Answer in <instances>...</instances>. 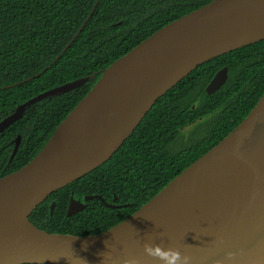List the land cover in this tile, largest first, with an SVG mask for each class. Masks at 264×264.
<instances>
[{
    "label": "water",
    "instance_id": "1",
    "mask_svg": "<svg viewBox=\"0 0 264 264\" xmlns=\"http://www.w3.org/2000/svg\"><path fill=\"white\" fill-rule=\"evenodd\" d=\"M261 39L264 0H211L104 68L40 151L0 177V264H122L130 257L139 264H157L144 253L146 242L179 249L188 257L186 264H264V93L225 137L110 228L84 235L51 232L30 219L54 191L109 160L158 98L199 65ZM96 75L17 105L0 120V132L36 102L78 88ZM225 76L224 70L216 74L206 91L220 88ZM20 143L18 134L10 162ZM85 206L72 197L67 214ZM55 207L54 200L51 215Z\"/></svg>",
    "mask_w": 264,
    "mask_h": 264
},
{
    "label": "trees",
    "instance_id": "2",
    "mask_svg": "<svg viewBox=\"0 0 264 264\" xmlns=\"http://www.w3.org/2000/svg\"><path fill=\"white\" fill-rule=\"evenodd\" d=\"M210 1L0 0V120L40 92L97 72L94 79L78 88L36 102L0 132V177L21 168L40 151L104 68L161 27ZM249 50L247 46L238 48L214 59L236 62ZM238 65L236 62L235 67ZM256 73L255 65L250 66L244 71L246 80ZM212 74L213 58L159 97L109 160L54 191L30 219L51 232L84 235L102 232L136 211L236 126L218 128L214 134L207 131L187 147L178 140L182 128L212 111L213 94L209 101L204 99V88ZM263 93L264 77L251 93V104L244 115ZM196 97L200 102L193 108ZM18 134L22 141L10 162ZM96 192L105 199L115 193L129 204L121 207L122 215L115 220H111L115 210L96 198L85 209L67 214L71 195L82 198ZM53 200L56 207L51 215Z\"/></svg>",
    "mask_w": 264,
    "mask_h": 264
},
{
    "label": "flooded vegetation",
    "instance_id": "3",
    "mask_svg": "<svg viewBox=\"0 0 264 264\" xmlns=\"http://www.w3.org/2000/svg\"><path fill=\"white\" fill-rule=\"evenodd\" d=\"M246 46L249 47L250 50L244 53L240 60L236 61L240 64L237 67H235L236 62H233V60H227V58L217 60L213 58V74L210 77V80L214 78L216 74L221 73L224 70L226 72L225 81L220 88L214 90L212 93H208L206 91V87L204 88L205 92L207 93V96H204L205 101H209V95L213 94V109L210 111V113L196 118L194 121L190 122V124L186 125L184 128L188 127L187 129H189V131H187V129L184 130V128L181 129L182 133L180 134L178 140L184 146L187 147L191 142L201 138L205 133H207V131L213 130L214 134L218 128L219 130H228L232 124L237 126L248 114L247 112V114L244 115L246 109H248L251 104V93L257 88L259 79L264 77V39L242 47ZM252 65H255L257 73L253 77H250L246 80L247 76L244 74V71ZM256 82L257 85H255ZM223 87H225V90L221 92ZM199 102L200 97H196L195 102H193V108H195ZM206 105L207 104H205V106ZM197 135L200 136L198 137ZM89 195L91 198L89 200H85V197ZM97 195L102 196L104 201L99 199ZM72 197L75 198L73 195H71L69 202ZM95 198L99 199L105 206L115 210L112 211L111 220H115L116 218L120 217L122 215L121 207L127 206L129 204L127 202H123L121 198L115 193L111 198L109 197L108 199H105L102 193L97 192L92 194L86 193L82 198L78 197L75 199H80L87 206V203Z\"/></svg>",
    "mask_w": 264,
    "mask_h": 264
},
{
    "label": "clouds",
    "instance_id": "4",
    "mask_svg": "<svg viewBox=\"0 0 264 264\" xmlns=\"http://www.w3.org/2000/svg\"><path fill=\"white\" fill-rule=\"evenodd\" d=\"M143 251L148 257L154 258L157 264H186L188 260V257L182 255L179 249L165 248L158 243L146 242ZM122 264H139V259L136 257L124 258Z\"/></svg>",
    "mask_w": 264,
    "mask_h": 264
},
{
    "label": "rangeland",
    "instance_id": "5",
    "mask_svg": "<svg viewBox=\"0 0 264 264\" xmlns=\"http://www.w3.org/2000/svg\"><path fill=\"white\" fill-rule=\"evenodd\" d=\"M190 127V126H189ZM188 127H186V128H184V130H186ZM187 131H189V129H187ZM182 132V131H181ZM198 137L200 136V135H197Z\"/></svg>",
    "mask_w": 264,
    "mask_h": 264
}]
</instances>
